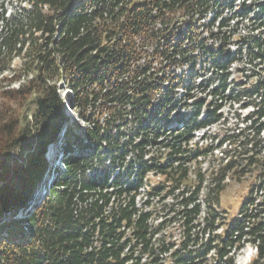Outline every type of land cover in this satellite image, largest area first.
Returning a JSON list of instances; mask_svg holds the SVG:
<instances>
[{
	"label": "trees",
	"instance_id": "1",
	"mask_svg": "<svg viewBox=\"0 0 264 264\" xmlns=\"http://www.w3.org/2000/svg\"><path fill=\"white\" fill-rule=\"evenodd\" d=\"M235 1L128 0L130 8L122 0L0 2V83L24 82L0 89V264H141L144 255L145 264H161L156 253L176 245L160 236L169 223L183 229L172 264H206L213 249L223 259L237 232L261 238L264 256V179L250 185L236 217L221 204L232 185L249 182L243 177L255 171L264 178V79L249 85L264 73V32L241 37L236 54L226 49V31L240 14ZM170 12L179 13L175 22L149 32ZM245 19L263 28L264 0L242 3ZM240 58L253 65L243 68L251 76L241 92L228 71ZM59 83L84 126L67 117ZM228 101L251 110L239 131L184 148L196 131L223 120ZM29 103L34 110L23 116ZM203 110L204 119H195ZM98 111L109 114L103 125ZM149 147L169 151L162 162L152 157L164 179L142 191ZM131 152L139 159L125 167ZM215 152L220 163L211 160L203 172ZM206 179L216 188L205 191ZM157 216L166 218L156 223Z\"/></svg>",
	"mask_w": 264,
	"mask_h": 264
},
{
	"label": "clouds",
	"instance_id": "2",
	"mask_svg": "<svg viewBox=\"0 0 264 264\" xmlns=\"http://www.w3.org/2000/svg\"><path fill=\"white\" fill-rule=\"evenodd\" d=\"M0 2H2V0H0ZM144 2H150V0H144ZM237 3V7H239L240 4L242 3H247V4H252L253 0H236ZM126 5L127 7H131V3L128 2V0H122V6ZM29 6V5H26ZM48 5L45 4L44 5V9L47 10ZM11 11V8L9 9ZM118 10V9H117ZM157 9H153V15H155L157 13ZM173 16H179V13H169L167 18H162V19H157L156 23L154 25H152V28L149 29V32L153 29L156 30H160L163 29L165 27H168L170 25V23L175 22L174 19H172ZM186 18V17H185ZM124 19L123 16L118 18V23L120 21H122ZM232 24L235 25L236 21H232ZM214 30V29H213ZM260 32H264V28H257L256 32H252V25L249 24V21L247 19H245L237 33L235 34V38H239L240 35H248L249 33H251L252 35H256L259 34ZM205 35H209L208 32H205ZM216 42L212 39L208 40V44H215ZM218 46V45H217ZM228 47L235 49V45L233 44H229ZM140 63H143V60L139 61ZM256 63H259V61H256ZM185 68H187L188 66L185 65ZM237 67H247L248 69H251L253 67L252 64H233L232 67H230L228 69L229 72H232L233 75L229 77V80H233V79H243L245 75L251 76V72H247V73H236L235 69ZM261 67H264V65H261ZM257 72H260V68H256L255 69ZM256 79H264V73H261V75L259 77H253L250 81H249V85L251 83H254ZM178 92H182L183 89H177ZM209 91H211V89H209ZM205 95H207V93H204ZM199 95V94H197ZM208 99L211 100L212 97L208 96ZM191 103V102H190ZM207 108V105H205V109ZM238 108V106H237ZM222 111H225L227 114V110L226 109H221ZM250 110V109H249ZM232 112H233V116L231 117H227V119L230 121V123H225L224 120H221L219 122V124L217 125H212L211 127H206V128H202L199 131H196L194 134V139H191L189 142H187L186 144L183 145L184 148H188V149H196V148H204L210 144H212L214 141L212 140V134L219 131L221 128H223L224 132H228V130L231 128L235 131H239V128L236 127V125L239 123L238 121L235 120V112H236V108H232ZM108 112L104 111V112H97V119L99 120L100 124L103 125L105 123L106 118L108 117ZM195 119L197 120H203L204 119V113L201 112L200 115L198 117H196ZM82 122V121H81ZM243 125L241 124L240 127H242ZM205 133H208V136H205ZM223 134V133H222ZM202 137H204L203 139H201ZM161 139H165L164 137H161ZM243 139V138H241ZM218 142V141H216ZM138 143V141H137ZM231 145H225V147H229ZM169 151L168 149H154V148H147L145 149V151L142 154V158L144 161H148L150 167L148 169L145 170V188L142 189V191H149V183L155 179V180H163L164 177L161 176L159 174L158 171H156L155 167H152L153 165V161H152V157L156 156L157 159L162 162L165 157V153ZM139 153L137 152H131L129 153L123 163L124 166L127 167L128 164L134 160L138 161L139 159ZM215 155V154H213ZM191 167V166H189ZM207 165H202V168H206ZM260 171H264V168L259 169ZM205 175L207 176L208 173H205ZM256 175L257 173L255 171H253L250 176H246L243 177L244 180H255L256 179ZM205 191H210V189L216 188V183H212L209 180H205ZM217 183H225L224 181H218ZM237 187H240L239 185ZM219 189H217L216 193H212V195H219ZM246 194V189L243 192L238 193L237 199H241L244 195ZM204 195V192L201 193V196ZM145 199H147V197H145ZM261 199H264V196L261 197ZM169 202H171V198H169ZM200 203H202V201H198ZM259 202V201H258ZM221 204L223 207L228 208V205L226 203L223 202V200H221ZM191 207V206H190ZM147 210V209H145ZM236 210H238V206L237 209H232L229 208V212H235ZM173 215H175V213H173ZM203 219V213H201V220ZM183 221H181L182 223ZM177 227H179V225H177ZM201 227H203V224H201ZM194 231H198V229H194ZM221 231H223V229H221ZM160 236L164 237L163 239V243H167L169 240H175L176 241V245L175 248H172L170 251H166L163 252L162 254L160 252H157L156 255H161L162 256V260H161V264H172V253L176 251L177 248L181 247V237L179 235H172L169 236L167 235L165 232H161ZM238 237V238H237ZM207 239V237H203L201 240V243L205 242ZM233 239L235 240V243L233 245V247L231 248V250L228 252V255L224 256L223 259H221V257L217 256L216 250L213 249L208 253V260L206 262V264H264V256H257V252L259 251V246H261L262 244V239L261 238H250L247 235H243L241 236L240 233H236V235L233 237ZM156 247L158 248L159 245H156ZM255 249V251H254ZM125 251H127V249H125ZM140 253L138 252L137 255H139ZM150 261V255H144L142 257L141 260V264H145V262Z\"/></svg>",
	"mask_w": 264,
	"mask_h": 264
},
{
	"label": "rangeland",
	"instance_id": "3",
	"mask_svg": "<svg viewBox=\"0 0 264 264\" xmlns=\"http://www.w3.org/2000/svg\"><path fill=\"white\" fill-rule=\"evenodd\" d=\"M7 1H9V0H7ZM10 6H8V7H10ZM233 8H234V12L233 13L238 12L240 14H237L236 15L237 17L234 18V21H236L235 25H233L232 22L230 23L229 30L226 31L227 32L226 34H227V37L230 39L229 40V44H233L236 47H235V49H233V48H230V47L227 46L226 49L229 52L236 54L237 49H239V51H241V37H249L252 34L249 33L248 35H240L239 38H235V34L237 33V31H238V29H239V27L241 25V4L239 5V7H237V3L235 1V3L233 4ZM12 12H14V11L11 9L10 13H12ZM227 12L228 11H225L224 17L230 18V14L227 13ZM250 15H253V14L251 13ZM249 24L252 25V32H256L257 28H259L257 25L254 26L255 24L253 25L252 22H249ZM261 34L262 33L260 32L259 34H256L255 36H257V35L260 36ZM202 36L207 37L208 35L206 36L205 33H203ZM234 64H245V63L241 62V58H240ZM243 68H245V67H237L235 69V72L236 73H247L248 71L242 72ZM245 69L248 70L247 67ZM232 75H233V73L229 72V77L232 76ZM245 80H246V75L244 76L243 79L237 78V79H233L231 81L229 80V83H231V87H233L235 89H238L241 92V84H243L245 82ZM21 81H25V79L22 78ZM23 83L24 82H20V81H15V82L10 83L9 80H6V82L0 83V89H10V88L11 89H18L20 87V84L22 85ZM69 94H70V91L65 86H63L61 83H59L58 84V95L61 98V100L63 101L64 106L66 107V115H67V117L70 119V121H75L76 123H78L79 126H84V122H80L78 117L76 116L75 112L72 110ZM224 103H225V106L222 109H226L227 110V114H226L225 111H222V110L220 111V113H221L225 123H230V121L227 119V117L233 116L232 108H236V112H235V118H236L235 120L236 121H240L241 120V115L243 117V116L247 115L251 111L249 109L248 110H241V103L240 104H236V103H233V102H230V101L224 102ZM237 106H238V108H237ZM33 110H34V105L33 104L31 105V103H29L26 107H24L23 116H30L32 114ZM177 111L183 112V110L180 107L177 109ZM203 113H204V110H203ZM215 125H217V124H215ZM240 125H241V123H238L236 125V127H240ZM234 132H235V130H233L231 128L228 130V132H224L223 128H221L219 131H217V132L212 134V140L215 142L216 138H220L224 134H227V136H229V135H231ZM50 149H51V147L47 149V159H49V160L53 159V156H52L53 153H52V151ZM214 154H215V156H213V157L209 156L208 159L206 160V162H203L202 165H205V164L207 165L206 168H202L203 172H208L209 171L210 161L211 160H215L214 163L216 165L220 163V161H217V159L221 158V155H219V152H215ZM53 163L55 165L57 164L59 166V163H56L54 161H53ZM263 179L264 178L262 176L259 180H256V179L255 180H250L249 182H247L245 184L239 185L240 187H237L238 185H232L229 188V190L227 191V193L223 196L224 203H226L229 206L228 208L231 207L233 209H237V206H238V209H239L240 202H242V199L246 198V196L248 194V190L250 188V185L251 186L253 184L256 185L261 180L263 181ZM245 189H246V194L241 199H237L238 193L245 191ZM35 195H36V193H34L33 195L31 194L32 199L35 198ZM28 205L31 206V207H34V205H35L34 199ZM237 213H238V210H236L235 212H232V214H231L232 217H236ZM157 218H159V220L156 223H159V222L164 221L166 217L157 216ZM177 225H179V227H177ZM165 233L167 235H169V236L179 235L181 237V240L183 238V229L181 228L180 224H178V223H169V224H167V228L165 230ZM169 241L173 242V243H176L175 240H169ZM254 251H255V249H254ZM256 254L258 256V252ZM207 260H208V257L205 258L203 261L207 262Z\"/></svg>",
	"mask_w": 264,
	"mask_h": 264
}]
</instances>
